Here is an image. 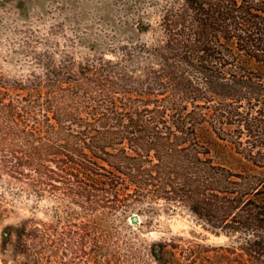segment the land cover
<instances>
[{"label": "trees", "instance_id": "trees-1", "mask_svg": "<svg viewBox=\"0 0 264 264\" xmlns=\"http://www.w3.org/2000/svg\"><path fill=\"white\" fill-rule=\"evenodd\" d=\"M153 2L134 25L145 38L109 57L45 50L0 72V182L54 202L53 222L3 231L33 264L44 251L70 264L98 228L109 236L110 218L158 201L234 237L199 264H264V0ZM205 127L246 166L215 163ZM165 243L153 249L160 264Z\"/></svg>", "mask_w": 264, "mask_h": 264}, {"label": "rangeland", "instance_id": "rangeland-1", "mask_svg": "<svg viewBox=\"0 0 264 264\" xmlns=\"http://www.w3.org/2000/svg\"><path fill=\"white\" fill-rule=\"evenodd\" d=\"M154 9L153 0H0V72L18 74L31 66L32 52L45 50L54 51L57 59L65 53L81 58L104 52L109 57L107 49L115 44L145 38L147 33L135 32L134 25L141 14L143 19L150 18ZM199 134L215 163L233 171L246 166L230 144L206 127ZM53 204L49 198L35 201L12 195L0 182V264H33L31 256L14 249V237L7 238L3 231L29 218L50 221ZM132 214L139 217L137 225L129 221ZM86 221L76 220L78 224ZM108 225V237L106 227H100L92 235L95 241L86 237L90 242L82 250L68 252L70 264H160L153 256L159 242H166L162 251L166 264H199L214 257L218 246L235 244L234 237L206 229L186 208L163 201L136 204L125 220L113 216ZM42 255L38 264H56L55 254L44 251Z\"/></svg>", "mask_w": 264, "mask_h": 264}, {"label": "water", "instance_id": "water-1", "mask_svg": "<svg viewBox=\"0 0 264 264\" xmlns=\"http://www.w3.org/2000/svg\"><path fill=\"white\" fill-rule=\"evenodd\" d=\"M129 221H130L132 224L137 225V223L139 222V217L137 216V214H132V215L129 217Z\"/></svg>", "mask_w": 264, "mask_h": 264}]
</instances>
